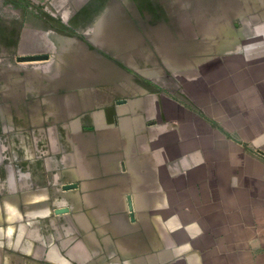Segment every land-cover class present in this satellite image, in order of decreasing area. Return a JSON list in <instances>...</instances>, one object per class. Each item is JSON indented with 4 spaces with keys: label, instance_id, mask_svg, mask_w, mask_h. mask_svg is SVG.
<instances>
[{
    "label": "rangeland",
    "instance_id": "374dc122",
    "mask_svg": "<svg viewBox=\"0 0 264 264\" xmlns=\"http://www.w3.org/2000/svg\"><path fill=\"white\" fill-rule=\"evenodd\" d=\"M189 6L186 31L159 36V52L145 53L133 71L146 83V115L130 135L67 156L0 147V264H264V187L255 191L261 199L247 201L239 182L253 191L252 170L264 173V0ZM33 108L0 105V138L16 127L20 143L42 133ZM60 159L83 166L84 181L62 189L69 214L52 192L51 218V202L27 194V170L14 163L47 161L59 181ZM79 170L69 168L70 180Z\"/></svg>",
    "mask_w": 264,
    "mask_h": 264
},
{
    "label": "crops",
    "instance_id": "0c3cea01",
    "mask_svg": "<svg viewBox=\"0 0 264 264\" xmlns=\"http://www.w3.org/2000/svg\"><path fill=\"white\" fill-rule=\"evenodd\" d=\"M189 9V0H0V105L37 106L39 111L33 108L31 120L41 121L43 128L39 135L28 134L25 143H20L18 127L12 129L10 136L0 138L2 153L83 154L98 150L93 144L100 141L114 138L119 142L116 135H130L132 124L136 128L146 115L144 103L139 102L146 83L133 71L143 67L145 53L159 52V36L174 37L178 31H186ZM166 44L170 49L169 42ZM20 74L24 82H17ZM5 91L10 92V99ZM131 96L141 111L130 105ZM14 164L27 170V194L51 202L46 217L54 214V191L55 198L62 200L58 210L69 214V199L62 189L70 183H83V166L60 159V179L56 181L47 161L38 167L34 161L21 167ZM71 167L80 168L82 176L70 180ZM252 171L258 179L255 190L245 191L246 181H239L247 201L261 199L255 191L264 187V173ZM18 181L21 183V177ZM96 181L99 183V176ZM260 213L264 215V208ZM18 230L16 233L24 232ZM29 231L38 232L30 229L25 233ZM55 260L48 263L67 264L66 258ZM12 262L8 263L24 264L22 258Z\"/></svg>",
    "mask_w": 264,
    "mask_h": 264
}]
</instances>
